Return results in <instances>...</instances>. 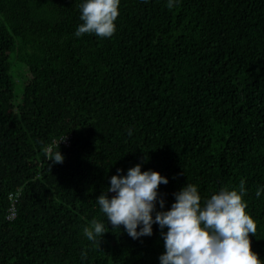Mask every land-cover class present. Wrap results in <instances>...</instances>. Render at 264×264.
<instances>
[{
  "label": "trees",
  "instance_id": "trees-1",
  "mask_svg": "<svg viewBox=\"0 0 264 264\" xmlns=\"http://www.w3.org/2000/svg\"><path fill=\"white\" fill-rule=\"evenodd\" d=\"M85 2L0 0V264H161L167 228L133 239L98 203L137 164L168 180L153 221L186 185L203 208L244 181L264 264V0H120L108 38L75 36Z\"/></svg>",
  "mask_w": 264,
  "mask_h": 264
},
{
  "label": "clouds",
  "instance_id": "clouds-1",
  "mask_svg": "<svg viewBox=\"0 0 264 264\" xmlns=\"http://www.w3.org/2000/svg\"><path fill=\"white\" fill-rule=\"evenodd\" d=\"M119 4L120 0H86L81 5L83 23L75 36L94 33L102 38L111 37L116 31L114 22L119 16ZM167 7H174V0H168ZM128 134L132 135L131 130ZM45 152L54 164L63 162L59 151L53 152L49 147ZM167 183L159 172H142L137 164L126 176H112L107 192L115 195L109 198L107 193L102 194L98 203L113 228L123 225L133 239L151 236L153 223L161 230L167 228L166 234L161 232L166 249L159 258L161 264H261L251 249L249 234L255 236L256 223L247 214V204L242 199L244 181L240 183L239 192L221 189L205 201L203 208L197 187L186 185L174 194L175 203L171 209L157 212L153 221L157 189L160 184ZM260 192L257 190V197ZM159 203L163 208L164 200ZM105 232V226L96 220L91 227L84 228V235L93 242ZM100 243L101 239L98 247Z\"/></svg>",
  "mask_w": 264,
  "mask_h": 264
},
{
  "label": "built area",
  "instance_id": "built-area-1",
  "mask_svg": "<svg viewBox=\"0 0 264 264\" xmlns=\"http://www.w3.org/2000/svg\"><path fill=\"white\" fill-rule=\"evenodd\" d=\"M53 141H54V144H57L58 142L67 143L68 142V136L62 137L59 140L54 139ZM19 195H20L19 189L9 193L10 204L8 206V210H7V214H6V217L8 219H12L16 215V212H17L16 205L18 202Z\"/></svg>",
  "mask_w": 264,
  "mask_h": 264
},
{
  "label": "rangeland",
  "instance_id": "rangeland-1",
  "mask_svg": "<svg viewBox=\"0 0 264 264\" xmlns=\"http://www.w3.org/2000/svg\"><path fill=\"white\" fill-rule=\"evenodd\" d=\"M23 73H24L23 66L20 63L15 62L14 66H13V74L17 78V84L15 86V95H16V97H19L20 94H21V91H22L21 82L23 81V78H24Z\"/></svg>",
  "mask_w": 264,
  "mask_h": 264
}]
</instances>
